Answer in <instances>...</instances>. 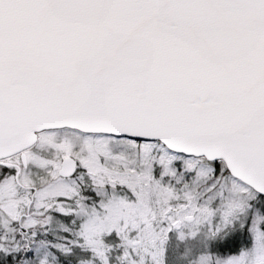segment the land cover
I'll list each match as a JSON object with an SVG mask.
<instances>
[{
    "label": "snow or ice",
    "instance_id": "1",
    "mask_svg": "<svg viewBox=\"0 0 264 264\" xmlns=\"http://www.w3.org/2000/svg\"><path fill=\"white\" fill-rule=\"evenodd\" d=\"M0 264H264V0H0Z\"/></svg>",
    "mask_w": 264,
    "mask_h": 264
}]
</instances>
